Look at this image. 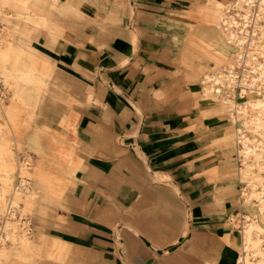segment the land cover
Segmentation results:
<instances>
[{"label": "crops", "instance_id": "obj_1", "mask_svg": "<svg viewBox=\"0 0 264 264\" xmlns=\"http://www.w3.org/2000/svg\"><path fill=\"white\" fill-rule=\"evenodd\" d=\"M191 1L122 0L119 16L108 35L89 39L86 32L76 35L65 33L57 43V46L62 44L58 57L64 61L67 74L83 89L79 99L85 101L87 98L93 105L90 113L91 124H94L95 119L99 121L105 118L112 133L126 134L128 147L144 157L147 169H150L156 180H169L173 185V189L161 191L171 208H180V215L168 225V236L173 240L167 245L145 239L131 225L115 226L117 234L120 228L125 227L146 242H135L133 238L125 242L128 264H238V252L234 253L238 240L234 231L229 228L231 226L227 220L229 215L233 214V206H225L226 203L223 202L220 207L219 198L208 189V173L205 171H208L210 162L202 160L205 152L201 153L200 150L207 145L205 138L202 142L194 141L195 134H189L192 132L186 130L189 124L181 120L180 115V96L176 89L182 67L180 47L175 44L180 42L186 31L195 30L187 29L193 21L190 18L195 15ZM15 37L23 39L24 43L31 42V39L20 31H16ZM34 53L39 62L40 59H49L46 54L36 51ZM50 64L51 74L45 79L39 92L40 102L54 76L51 61ZM203 67L205 66L198 63L193 70L200 71ZM188 76L191 80L194 78L193 86H199V89L190 90L193 95L191 101L199 103L195 98V94L200 92L199 81L194 82L195 77ZM37 110L29 119L25 116L26 127H32L33 133L24 134L17 142L21 150L31 147L29 152H34L39 161H44L47 155L37 141L38 129L34 126ZM126 112H131V115L122 119L121 114ZM200 113L197 119L198 131L207 132V138L210 139L220 138L227 147L228 141L225 138L229 131H226L223 122L225 118L204 115L202 110ZM64 121L60 120L61 124L68 127L70 123ZM72 135L74 136V133ZM34 150H40V154ZM57 161H67L66 169L62 172L69 175L74 174L81 166L83 158L76 154L74 146H67L61 151ZM227 161H231L230 158L220 164L223 176L220 183L225 187L232 178L231 169L226 165ZM120 164L112 163V174L120 170L124 176H131L128 169H122ZM54 178L55 181H63L64 188L69 184V177ZM49 182L53 181L49 179ZM232 188L233 185H229L228 189L223 191L224 197L231 201ZM100 201L98 198H92L86 203L91 213ZM51 203L57 205L56 201ZM81 203L84 204L83 200ZM186 205L188 232L185 235ZM106 213L102 210L98 217L106 215L111 219L116 213L115 207L111 213ZM145 237L150 235L146 234ZM116 239L119 241V236ZM40 241L44 243L45 252L42 257L35 259L37 264H55L56 260H64L65 257L61 258L57 253L65 247L59 238H52L49 246L46 244V237Z\"/></svg>", "mask_w": 264, "mask_h": 264}, {"label": "rangeland", "instance_id": "obj_2", "mask_svg": "<svg viewBox=\"0 0 264 264\" xmlns=\"http://www.w3.org/2000/svg\"><path fill=\"white\" fill-rule=\"evenodd\" d=\"M221 1L226 2L227 0ZM198 2L206 5V0H199ZM73 3L72 11L68 15L62 18L56 16L58 20L63 22L62 35L67 32L71 34H85L86 32L89 39H99L111 33L113 30L111 26L114 25L122 7V0H73ZM185 4L187 6V3ZM232 12L243 14L240 10L231 11L230 13ZM235 18L240 25H243V19L240 16H235ZM190 19L193 20L190 25L191 28L188 27L187 29H195L194 32L186 31L180 42L175 44V46L180 47V66L182 67L180 69V78H178L179 84L176 89L178 96H180L181 120L187 121L186 124H189L186 130H191L192 132L189 134L193 136L195 134L196 140L194 141L202 142L203 138H205V144L207 145H204V149L200 150L201 153L205 152L201 157L202 160L210 162L207 167L208 171H205L208 173V175L205 174L208 179V189L219 198L220 207H222L223 202L226 203L225 206L228 204L233 206L234 210L232 213L235 218L231 220V215H229L227 220L232 227L229 228L234 231V235L239 242L241 216H238V214H245V211L250 209L252 205L250 207V204L246 203L242 195L244 185L237 179L239 162L236 161L235 145L231 135H228L227 140L230 144L226 147L220 138L211 137L210 139L207 138V132L198 131L197 119L201 114L200 110H209L217 106V104L214 101L204 103L191 101L193 95L190 94V90L199 89V86H193L192 80L194 78L191 80L188 76L189 71L195 69L190 61L192 58L199 60L208 69L213 68L216 63L214 53L201 47V44L195 40L196 37L201 35L205 41L212 42L214 48L218 44L224 43V39L215 26L202 24L201 18L196 14ZM200 26L201 29L198 31L197 29ZM246 29L250 30L249 25L246 26ZM30 45L34 51L46 54L49 57L53 64L54 74L48 91L41 97L42 101L36 112L34 122L35 128L38 129L37 141L42 145L47 155L46 160L40 161L39 166L42 172L46 174L47 182L50 179L55 183L54 177L56 176L61 178L69 177V184L64 188L63 196L60 200L46 196L45 198L49 201H38L31 207L33 208L31 213L27 212L32 219L33 232L36 234L39 231L45 233L47 246L50 245L52 238H59L63 242L65 247L57 253L61 258H65L63 261L56 260L55 264H128L125 242L130 238H133L135 242L139 241L143 244L146 242L125 227L120 228L118 232L120 240L118 241L113 234V230L118 224L131 225L145 239L155 240L158 244L167 245L173 240L168 236V225L180 215V208H171L168 205V199L161 194L164 189H173L172 182L169 180H156L151 175L150 169H147L144 157L137 151H131L128 147V140L125 139L127 137L126 134L112 133L111 126L105 118L99 121L95 119L93 121L94 124H91L90 113L93 105L90 101H87V98L85 101L79 99L82 96L83 89L72 81L67 74L64 61L59 59L61 45H58L55 50L49 49L43 44L42 35L33 38ZM184 49L192 57L190 60L183 58ZM259 49V47H256V50ZM235 69L237 72L241 71L239 67ZM246 70H249L247 66ZM197 72L199 73L200 71L197 70ZM239 74L237 75L240 77L241 72ZM195 81L198 82V79ZM239 93L240 87H237V96L235 97L237 102H241ZM253 97V94L245 96L247 100ZM13 99L12 89H6L0 84V103L4 106H13ZM11 113L10 110L6 114L0 113L1 132L2 137L11 145L12 152L10 156L14 157V162L17 166L24 161L25 149L17 148L16 140L24 134L33 133V128L30 126L26 127L24 112L16 116ZM130 115L131 112L121 114L122 119L129 118ZM215 115L225 118L223 122L226 131L231 134L234 125L229 123L226 115ZM13 118L19 124V130L17 131H14L15 128L10 126ZM60 120H65L70 125L66 127L61 124ZM212 123L215 124L214 122ZM215 132L216 130L213 133ZM72 133H74L75 137ZM73 137L75 138L74 141L72 140ZM67 146H74L76 154L83 158L80 168L76 170L73 176L62 172L66 169L65 162L57 161L59 154ZM30 155L32 156L30 162L31 170H34L37 162H39V157L34 152H31ZM227 158L233 161V169L230 168V174L234 176L231 191L233 201L224 197L218 185L223 178L220 164L222 161H226ZM114 159L120 161H112ZM117 162L121 163L122 169H128L127 171H129L131 176H124L120 170L117 172L119 174H112V163ZM31 184L37 188L39 196L43 197L47 191L44 185L35 178L31 179ZM6 197L8 198L9 194ZM38 198L41 199V197ZM92 198L101 200L93 213L86 205ZM81 200H83L84 206L80 204ZM50 201H58V205L55 206ZM113 207L116 209L114 217L111 219L107 218L106 215L101 218L98 217V213L102 210L111 213ZM187 208L188 206L186 205L184 210L185 235L188 232ZM146 234H149L150 237L146 238ZM235 252L239 253L236 246Z\"/></svg>", "mask_w": 264, "mask_h": 264}, {"label": "bare ground", "instance_id": "obj_3", "mask_svg": "<svg viewBox=\"0 0 264 264\" xmlns=\"http://www.w3.org/2000/svg\"><path fill=\"white\" fill-rule=\"evenodd\" d=\"M198 1H191L194 14L201 18L202 24L215 26L224 43L214 48L212 42L198 35L195 40L214 53L216 63L210 69L203 67L199 73L190 70L188 75L199 81L200 92L195 94L198 102L214 101L217 104L209 110L203 109L202 113L207 116L225 114L234 125L233 132L225 139L228 135L232 137L239 162L237 179L244 185L242 195L246 203L252 205L245 214H238L241 216L240 240L236 245L238 264H264V0H206V5ZM73 4V0H0V84L12 89L14 97L13 106L0 103V113L6 114L10 110L16 116L24 112L29 119L39 107V92L51 74L49 59L36 60L38 57L31 42L24 43L16 38V31L31 40L42 35L46 47L57 49L63 22L56 16L68 15ZM235 10L243 14L230 13ZM235 16L243 19V25ZM247 25L250 30L246 29ZM200 29L201 26L197 30ZM256 47L260 49L256 50ZM182 55L187 60L192 58L185 49ZM190 61L194 67L201 63L196 58ZM236 67L241 70L240 77ZM237 87H240L241 102L235 100ZM248 94L254 97L247 100ZM10 126L15 128L14 131L19 130L15 118ZM1 131L0 123V264H37L35 259L45 252L44 243L40 241L45 233L33 232L28 213L38 201H49L46 196L60 200L64 192L63 181L47 182L40 161L31 170V147L24 151V161L16 166L14 157L10 156L11 145L2 137ZM16 147L21 149L17 140ZM34 151L40 154V150ZM226 165L233 169V161H227ZM32 178L38 179L46 188L43 197L32 186ZM233 180L234 176L226 187L218 184L219 190L224 193V189L233 185ZM56 203L58 205V201ZM234 218L231 214V220ZM113 234L118 238L115 228Z\"/></svg>", "mask_w": 264, "mask_h": 264}]
</instances>
